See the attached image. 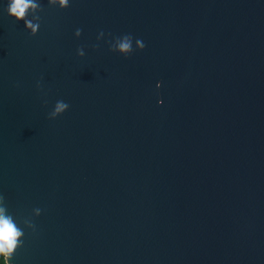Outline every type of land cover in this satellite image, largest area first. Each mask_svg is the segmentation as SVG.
Returning a JSON list of instances; mask_svg holds the SVG:
<instances>
[{
	"label": "water",
	"instance_id": "water-1",
	"mask_svg": "<svg viewBox=\"0 0 264 264\" xmlns=\"http://www.w3.org/2000/svg\"><path fill=\"white\" fill-rule=\"evenodd\" d=\"M37 2L0 0L10 264H264V0Z\"/></svg>",
	"mask_w": 264,
	"mask_h": 264
},
{
	"label": "clouds",
	"instance_id": "clouds-1",
	"mask_svg": "<svg viewBox=\"0 0 264 264\" xmlns=\"http://www.w3.org/2000/svg\"><path fill=\"white\" fill-rule=\"evenodd\" d=\"M49 5H58L61 10L69 7V0H48ZM42 10L41 5L37 0H8L7 14L16 22H23L25 28L35 36L39 30L40 17L33 15ZM31 15V19L28 17ZM76 37L81 35V29H77ZM103 35V33H101ZM136 47L138 51H143L145 48L142 40L137 39ZM133 38L130 35H125L122 38H117L112 44L110 50L118 52L121 56H129L133 52ZM80 57L85 55L82 48L77 50ZM69 108V104L63 100L57 101L54 110L49 114V119L55 120L57 117L64 114ZM39 215L40 209H36ZM24 232L14 222L12 216L7 214L4 206V197L0 196V264H10V261L21 246L20 242Z\"/></svg>",
	"mask_w": 264,
	"mask_h": 264
}]
</instances>
